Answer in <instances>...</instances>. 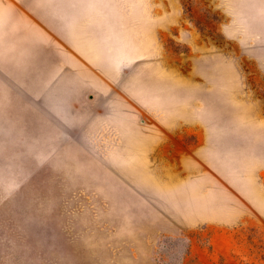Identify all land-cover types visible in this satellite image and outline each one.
I'll return each instance as SVG.
<instances>
[{
    "label": "rangeland",
    "instance_id": "obj_1",
    "mask_svg": "<svg viewBox=\"0 0 264 264\" xmlns=\"http://www.w3.org/2000/svg\"><path fill=\"white\" fill-rule=\"evenodd\" d=\"M24 1L33 24L0 26V264H264L257 213L238 228L180 222L165 170L128 148L132 99L109 108L93 85L104 57L54 41L37 16L51 21L53 0ZM83 12L81 37H137L126 80L153 67L158 82L173 71L220 83L223 100L252 101L264 116V0H97L86 30Z\"/></svg>",
    "mask_w": 264,
    "mask_h": 264
},
{
    "label": "crops",
    "instance_id": "obj_2",
    "mask_svg": "<svg viewBox=\"0 0 264 264\" xmlns=\"http://www.w3.org/2000/svg\"><path fill=\"white\" fill-rule=\"evenodd\" d=\"M95 1L53 0V19L47 20L45 13L37 16L57 36L55 42L79 55L104 57L103 82L93 78V85L101 87L109 108H126L131 106L126 97L132 99V115L139 128L130 135L128 148L140 155L143 164L148 157L153 169L165 170L175 202L182 208L180 222L189 227L203 224L226 229L254 225L255 213L264 218V116L255 112L252 101L223 100L220 83L207 87L174 76L173 71H161L164 77L158 82L151 76L156 68L143 72L141 67H133L128 82L123 76L125 59L138 53L135 48L127 50L126 45L137 37H81L79 33L75 19L84 8L88 29L89 7ZM33 7L24 0L18 6L0 0V26L11 23L7 33L23 32L33 24ZM34 27L40 37H46L39 24ZM152 81L154 87H150ZM144 114L152 119L143 120Z\"/></svg>",
    "mask_w": 264,
    "mask_h": 264
}]
</instances>
